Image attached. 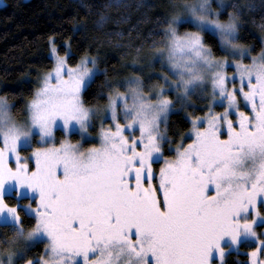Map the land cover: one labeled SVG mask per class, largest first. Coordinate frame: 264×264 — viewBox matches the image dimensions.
Here are the masks:
<instances>
[{"label": "snow or ice", "instance_id": "6c2138e0", "mask_svg": "<svg viewBox=\"0 0 264 264\" xmlns=\"http://www.w3.org/2000/svg\"><path fill=\"white\" fill-rule=\"evenodd\" d=\"M254 7L172 0L147 64L167 70L146 78L70 64L48 37L23 118L0 95V264H226L247 244L240 264H264V36L258 55L240 37Z\"/></svg>", "mask_w": 264, "mask_h": 264}, {"label": "trees", "instance_id": "16d2710c", "mask_svg": "<svg viewBox=\"0 0 264 264\" xmlns=\"http://www.w3.org/2000/svg\"><path fill=\"white\" fill-rule=\"evenodd\" d=\"M171 2L172 0H4V4L0 6V94L15 105V117L23 118L24 100L30 98L31 89L36 87L38 74L46 71L52 64L49 56L50 36L54 38L61 55L65 52V42L70 44V64H74L88 52L100 57L99 66L107 67L111 78H123L133 73L139 75L141 66L149 69L147 64L152 51L149 47L151 39L159 38L154 32L150 36V30L154 28L157 18H162L170 11ZM228 2L240 5L251 3L256 6L245 9L240 37L242 43L252 46L251 54H257L262 47L261 37L264 36V32L258 27L264 23V12L261 11L264 0ZM101 15L106 19L98 26ZM221 18H226V14ZM117 32L121 35L117 36ZM215 54L222 55L219 51ZM150 69L158 72L161 66L155 63ZM102 80L103 76L97 79L96 85ZM196 112L201 113L200 110ZM188 127L182 111L180 114L170 115L168 135L174 142L179 140L180 134ZM71 138L76 139L77 135ZM165 155L171 153L165 152ZM40 251L42 245L31 249V253ZM247 259L244 254L231 252L226 257V264H240Z\"/></svg>", "mask_w": 264, "mask_h": 264}, {"label": "rangeland", "instance_id": "374dc122", "mask_svg": "<svg viewBox=\"0 0 264 264\" xmlns=\"http://www.w3.org/2000/svg\"><path fill=\"white\" fill-rule=\"evenodd\" d=\"M215 2V3H214ZM216 2H217V0H212V4H213V7H215L216 6ZM4 4V0H0V6L1 5H3ZM215 5V6H214ZM50 47V46H49ZM260 52V51H259ZM259 52L257 53V54H255V55H258L259 54ZM251 54V53H250ZM251 55H254V54H251ZM49 56L51 57V55H50V51H49ZM245 62L247 63V62H249V60L246 58L245 59ZM140 68V67H139ZM145 68V66H141V68H140V73H139V75L142 77V78H146L147 77V75L151 72V73H158V72H160V71H166L167 69L165 68V69H161L160 71H155L154 72V70H152V69H146ZM153 77H156V78H153ZM158 79V77L156 76V75H152V81H155V80H157ZM1 95V94H0ZM169 95L170 96H172V94L171 93H169ZM174 98V97H173ZM192 102L193 103H195V104H197V105H203L204 103H206V101H202V100H199V99H197V97H195V96H193L192 97ZM198 110H200V108H196L195 109V112L196 111H198ZM220 109L219 108H217V111H219ZM187 111H193V109L192 108H188L187 109ZM197 113V112H196ZM197 114H201V113H197ZM107 123V122H106ZM187 131V130H186ZM90 132H92V135L93 136H95V131H93V130H91L90 129ZM61 134H57V136L59 137ZM72 139V138H71ZM77 140H80V137L77 135V138L76 139H72V141L75 143ZM99 141H98V139H93V140H89V141H87V142H83V146L85 147V148H87V147H89L91 144H93V143H98ZM29 151H30V149H29ZM154 167L155 168H159V164H156V165H154ZM257 231L259 232V231H264V225H261L258 229H257ZM252 247H255V245L254 244H247V245H242L241 246V248H240V251H239V253H237V252H235V251H232V252H234L235 254H244V253H246V252H249V251H251V249H252ZM245 255V254H244ZM248 258V257H247ZM248 260V259H247Z\"/></svg>", "mask_w": 264, "mask_h": 264}]
</instances>
